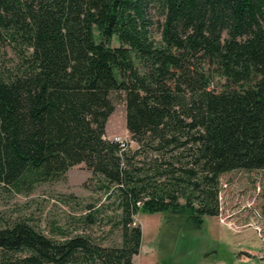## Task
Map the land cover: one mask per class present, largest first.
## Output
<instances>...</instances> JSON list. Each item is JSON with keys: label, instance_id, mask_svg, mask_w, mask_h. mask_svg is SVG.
Listing matches in <instances>:
<instances>
[{"label": "trees", "instance_id": "1", "mask_svg": "<svg viewBox=\"0 0 264 264\" xmlns=\"http://www.w3.org/2000/svg\"><path fill=\"white\" fill-rule=\"evenodd\" d=\"M4 43L27 52L15 72L0 65V184L30 191L85 163L117 188L122 242L18 220L0 225V264H133L138 212L200 228L224 173L264 170V0H0ZM115 91L132 152L106 135Z\"/></svg>", "mask_w": 264, "mask_h": 264}, {"label": "rangeland", "instance_id": "2", "mask_svg": "<svg viewBox=\"0 0 264 264\" xmlns=\"http://www.w3.org/2000/svg\"><path fill=\"white\" fill-rule=\"evenodd\" d=\"M152 35L160 39L161 15L156 8ZM96 37L98 31L95 30ZM114 39L113 45H118ZM26 49L4 43L0 47V65L9 72L22 67ZM225 78L215 76L212 88L223 89ZM126 92L115 91V105L106 135L120 136L128 152L138 148L126 125ZM152 156V154H151ZM143 159V156L140 157ZM102 175H94L85 163L71 167L59 180L38 183L30 191L17 192L0 184V225L26 220L46 235L61 239L59 228L67 234L84 233L105 246L120 245V201L117 188H105ZM220 214L205 216L202 227L182 215L143 214L133 219L144 228L137 264H263L264 256V170H233L220 178ZM96 221L85 223L87 214ZM163 221L159 233L149 232L153 219ZM244 250V251H243ZM245 250H249L246 252ZM244 255V256H243ZM242 256V258L240 257ZM142 261V262H141Z\"/></svg>", "mask_w": 264, "mask_h": 264}, {"label": "crops", "instance_id": "3", "mask_svg": "<svg viewBox=\"0 0 264 264\" xmlns=\"http://www.w3.org/2000/svg\"><path fill=\"white\" fill-rule=\"evenodd\" d=\"M143 214L144 213H142V215H141V219H143L142 218V216H143ZM155 214V213H154ZM211 217H213V218H216V216H211ZM141 223L140 224H142V220L140 221ZM152 225L150 226V230H149V232H151V231H154V229H157V233H159V229H160V227H161V225H162V223H163V221L161 220V218H159L158 220H155V219H153L152 220V222H150ZM142 230H143V234H144V228H143V226H142ZM244 251V250H243ZM246 252H248L249 250H245ZM139 254V253H138ZM138 254H136L134 257H133V264H137L136 263V261H135V258L137 257V255ZM264 255V254H263ZM244 256V255H243ZM241 258H242V256H240ZM259 258L263 261V264H264V256H262V255H260L259 256ZM142 262V261H141Z\"/></svg>", "mask_w": 264, "mask_h": 264}, {"label": "built area", "instance_id": "4", "mask_svg": "<svg viewBox=\"0 0 264 264\" xmlns=\"http://www.w3.org/2000/svg\"><path fill=\"white\" fill-rule=\"evenodd\" d=\"M114 140H116V141L121 143L122 150H126L127 149V144L125 143V141L120 136L114 137Z\"/></svg>", "mask_w": 264, "mask_h": 264}]
</instances>
